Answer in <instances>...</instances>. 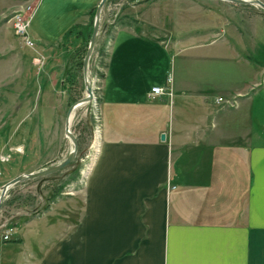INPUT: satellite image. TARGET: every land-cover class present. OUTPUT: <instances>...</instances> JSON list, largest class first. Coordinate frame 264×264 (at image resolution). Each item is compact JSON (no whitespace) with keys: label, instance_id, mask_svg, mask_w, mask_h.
Listing matches in <instances>:
<instances>
[{"label":"crops","instance_id":"0c3cea01","mask_svg":"<svg viewBox=\"0 0 264 264\" xmlns=\"http://www.w3.org/2000/svg\"><path fill=\"white\" fill-rule=\"evenodd\" d=\"M100 1L16 0L0 22L39 2L30 27L39 55L88 24ZM148 4L149 27L112 33L101 149L79 217L51 208L6 227L17 234L0 236L4 249L17 242L8 264H264V61L249 49L264 48V10L221 0ZM8 28L0 25V51L14 49L1 37ZM232 64L240 87L220 81ZM24 71L10 65L12 79ZM154 86L168 89L149 100Z\"/></svg>","mask_w":264,"mask_h":264},{"label":"rangeland","instance_id":"374dc122","mask_svg":"<svg viewBox=\"0 0 264 264\" xmlns=\"http://www.w3.org/2000/svg\"><path fill=\"white\" fill-rule=\"evenodd\" d=\"M15 1L0 0V14L3 8ZM153 1L156 0L108 1L103 9L101 30L89 65L92 82H97L92 83L94 101L91 103V114L88 118L87 105L78 107L71 124V131L79 143L77 157L67 168L49 176L43 183H40L41 179L27 180L8 191L0 214V236L9 231L7 228L21 227L30 217L51 208L55 211L54 216L67 215L70 220L79 217L82 208L81 192L101 149L103 117L100 88L112 33L116 29L110 27L114 23H117V27L126 23L132 27H149V20L155 16L147 7ZM98 5L89 17L88 24L79 23L62 43L53 44L47 50L39 52L40 56L35 53L38 44L33 38L36 43L34 50L22 46L20 42L15 44L12 28L1 35L14 49L5 52L4 48L0 51V192L15 177L54 166L70 154L73 144L66 137L65 120L69 108L86 95L82 63L88 50L87 44L89 46L90 43ZM38 6L39 2L32 3V20ZM141 10L146 11L143 19L148 18V21H140ZM18 11L8 13L4 20L11 22L12 16ZM237 21H242L240 15ZM146 31L151 34L149 30ZM261 48L258 45L257 54V50L249 46L251 54L264 61V48ZM34 59L40 60V65H36ZM10 65L17 70L24 66L25 71L15 72L12 79ZM231 67L232 73L223 71L220 81L223 84L235 82V87H240L242 80L239 67L236 64ZM9 78L13 81L8 84ZM219 96L228 99L225 89L214 92V98ZM78 164L81 165L79 170L67 175ZM44 183L47 184L43 186ZM58 189L61 192L55 200H47ZM70 195L77 197L71 201ZM15 233L10 238L17 237ZM28 236L29 240L34 237L32 233ZM10 244L13 246L8 250L0 245V264H8V259L17 255V242Z\"/></svg>","mask_w":264,"mask_h":264},{"label":"water","instance_id":"95a60500","mask_svg":"<svg viewBox=\"0 0 264 264\" xmlns=\"http://www.w3.org/2000/svg\"><path fill=\"white\" fill-rule=\"evenodd\" d=\"M108 1L109 0H101L97 9H96L94 27H93L92 35L90 38L88 50L86 52L84 62H83V76H84L86 95L82 99H80L79 101L75 102L69 108L67 115H66L65 134H66V137L68 139H70L72 144H73V148H72L70 154L62 162H60L54 166H51L49 168H46V169L38 171V172L19 175V176L15 177L14 179H12L11 181H9L8 183H6L1 188L0 214H1V211H2V208L4 205L7 193L13 186H15L19 183H22L24 181H27V180H35V179H41L40 183H43L46 181V179L49 176L64 170L70 164H72L73 161L76 159L77 153L79 150V143L77 141V138L74 136V134L71 131L72 119H73V115L75 113V110L78 107H81L84 105H87V116H88V118L90 117V114H91V102L93 100V86L91 84V79H90V74H89V65H90V61H91V58L93 56L94 50H95L97 39H98L99 34H100L103 9L107 5ZM221 1H226V2L233 3V4H237V5H254V6H257V7L261 8L262 10H264V2H262L261 0H221ZM165 139H166V135L162 134L161 140L165 141ZM80 166L81 165L78 164L74 169L69 170L67 172V175H71L75 171L79 170Z\"/></svg>","mask_w":264,"mask_h":264},{"label":"built area","instance_id":"2783aa9c","mask_svg":"<svg viewBox=\"0 0 264 264\" xmlns=\"http://www.w3.org/2000/svg\"><path fill=\"white\" fill-rule=\"evenodd\" d=\"M32 15H33L32 3L29 2V4L26 5V7L24 9L16 12L12 16L10 21L12 22L14 34L17 37V39L19 40V42L21 43V45L26 47V48L34 50L36 48V43L30 35ZM34 62L36 65H40V63H41V61L38 59H34ZM90 79H91V84L97 83V82H92L91 77H90ZM168 81L171 82V78H169ZM167 89L168 88H163L161 86H154L151 89L150 93L148 94V99L149 100H155L157 97L164 95L166 93ZM218 101L221 103V102H224V99L219 98ZM101 119H102V117H101ZM11 232H12V229L5 232V234L3 235L4 241L10 240Z\"/></svg>","mask_w":264,"mask_h":264},{"label":"trees","instance_id":"16d2710c","mask_svg":"<svg viewBox=\"0 0 264 264\" xmlns=\"http://www.w3.org/2000/svg\"><path fill=\"white\" fill-rule=\"evenodd\" d=\"M93 25V24H92ZM116 25H117V23H114V24H112V27H110L111 29H113V27H116ZM91 36V35H90ZM89 36V37H90ZM89 41V40H88ZM87 47H88V44H87ZM82 65H83V63H82ZM61 189V188H60ZM60 189H58L55 193L53 192V194H52V196L51 197H49L47 200H49V201H53V200H55V198L57 197V195H59L60 194ZM46 209H48V208H46Z\"/></svg>","mask_w":264,"mask_h":264},{"label":"bare ground","instance_id":"6f19581e","mask_svg":"<svg viewBox=\"0 0 264 264\" xmlns=\"http://www.w3.org/2000/svg\"><path fill=\"white\" fill-rule=\"evenodd\" d=\"M92 86H93V85H92ZM93 101H94V93H93V100H92V102H93ZM92 102H91V103H92ZM91 110H92V106H91ZM0 195H1V192H0Z\"/></svg>","mask_w":264,"mask_h":264},{"label":"flooded vegetation","instance_id":"af4514ba","mask_svg":"<svg viewBox=\"0 0 264 264\" xmlns=\"http://www.w3.org/2000/svg\"><path fill=\"white\" fill-rule=\"evenodd\" d=\"M47 180V179H46Z\"/></svg>","mask_w":264,"mask_h":264}]
</instances>
